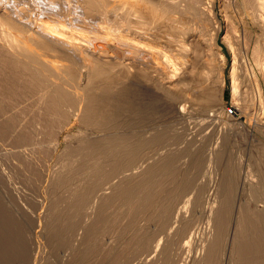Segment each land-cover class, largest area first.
<instances>
[{
    "label": "rangeland",
    "instance_id": "rangeland-1",
    "mask_svg": "<svg viewBox=\"0 0 264 264\" xmlns=\"http://www.w3.org/2000/svg\"><path fill=\"white\" fill-rule=\"evenodd\" d=\"M0 1H1L0 4L4 3L3 0ZM13 1L15 3L17 2L15 0ZM30 1L31 0H29V2L28 0L27 2L26 0L24 1L18 0L19 2L18 5L17 3L16 4L12 2L11 3L13 4V6L16 5V7L17 6L19 7L20 5L21 8L24 9L22 10L19 7L21 13L18 17L17 16L16 17L19 18L20 21L22 17L23 18L25 17L26 20L25 18L24 19L22 18L23 21L21 22L25 21L24 23H29L28 26L32 27V29L33 28L36 29L37 27L36 25L39 26L42 24L43 21L41 20H44L45 23L43 22V24H47V25L55 24L56 22H54L53 19L54 18L53 16L55 14L52 13H57L61 9L62 5L63 6L61 9V18L63 20L65 18L64 21H66L68 18L69 19L68 21L71 22L73 20L72 18L74 17L73 11L72 13H70L72 9L71 6H73V4L74 6H77L76 4L79 5L80 0L79 1L75 0L76 4L73 3L74 0L72 1V3L71 0H69L70 1L69 4H68V0L66 1L55 0V2L54 0L51 1L32 0L31 4L34 5L33 7L34 9L31 8L32 5H30ZM20 2L24 4H21ZM48 2L50 4H48ZM5 3H7L6 0ZM46 3L49 6L53 5L54 7L46 6L45 8L44 6L47 5ZM43 4L44 6H42ZM67 4L69 5V7L67 6ZM202 4L203 7L212 8L214 18L217 22V25H219V31L216 37V42L218 43L219 45L218 47L220 48V50L224 53L225 59L224 58L222 59L218 55L217 48H214V46L213 48H209L210 46L209 44L211 43L212 40L209 34L207 36L211 40L209 38L205 40L206 42L208 40L209 43L207 42V44H204V49L206 53L203 52L202 53L203 56L201 55L200 59L201 61L204 62V59H206V57L207 58L209 57L208 60L211 59L213 62L217 63L216 65H219L218 62L221 63L219 66L223 67V74L225 78L224 90H223L224 98L222 99V101L217 98V100L219 101L217 100L214 101L212 108L208 110H204L202 109L201 105L195 104L198 102L199 95L203 89L201 88L202 87L201 84L200 86L197 85L195 89H192L190 91V92L193 91L192 92L193 94H195V92L198 93V95L195 94L196 96L193 95L194 99L190 102L186 101L185 99L183 100L184 103L182 104L178 103V105L176 104L175 106L173 105L172 107L168 108L167 102H163L162 100L161 102H159L160 105H156L155 102H152L151 104L150 101L144 99L143 101L145 102L137 101L133 110L124 113L125 115L123 114L121 119L123 121L126 120V122H124L121 125H123V127L126 126L124 128H127L128 126V128L125 130L121 126L120 127L121 133H126V132L128 133V131L130 130L129 132H133V133L140 132L141 134L140 136H143L144 138H148L147 136L150 137L152 133L165 130L163 132L164 134L162 138L159 140L158 143L149 146L147 145L143 148L142 153L139 155L140 158L138 157L136 161V168L125 172V174L128 172L127 174L129 176L133 175L132 178H135V180H132L133 182L129 181L130 183L129 182L126 183L128 188L131 187L130 189L132 188L135 189L134 188L135 186L138 187L136 188L137 191H139L140 189H141L140 192L143 189H144L143 191H145V189L147 190L149 188L148 185L146 184H144V186L143 184L140 185L139 179L142 170L145 167H147L149 164L155 163L157 160H159V158L161 159L171 155L174 157L178 156L174 164L171 166L174 168L170 167V169L172 170L169 169V173H172V175L174 176V178L177 179V181L174 178L172 179V177L170 176L164 175L165 177L164 176L162 177L161 175H159L156 176V178L154 177V180L151 179L148 182L149 185L152 182L155 183L154 185H150L151 186L150 188L151 189L154 188L152 189L153 191L155 190L154 191L155 193L150 197L160 199V201L157 202V205L155 207L156 209L153 208L152 206V208L150 207L149 209L146 208L143 211L139 212L138 215L133 216L132 212L130 211L129 204L126 203L127 200L123 197H120L121 199L114 197L115 198L114 201H112V203H109L108 204L109 206L105 207L106 209L104 208L106 210L105 213L101 215L100 218H98L97 214L99 213L98 210L100 211L101 207L99 206L102 205V202L98 198H97L98 200L95 199L94 197L95 195H93L92 200L90 202L91 206L88 205L89 204L88 202L86 204L87 206L85 205L86 207L80 209L79 212L77 213L72 212L69 209L70 205H72V202L74 201L73 198L71 197L73 192L72 190H75V188L78 187L76 185V182L78 181L75 180H78L79 175L84 174L82 172V166H84L85 164H83V162L81 161L82 159L80 158V160L78 159L73 164L71 163V165H69L70 167H65L64 170H62L63 164L61 165V162L64 163L70 160L71 158L70 153L72 151V147L75 144H78L84 138H86L87 135L88 138L90 137L92 138L94 135H95L94 137L100 136V134L102 135L105 132L96 128L94 129V127L92 128V126L85 127V125L82 124L81 121L79 120L80 118H78V116L80 117V114L75 115V117L72 118H71L72 115H70V117L69 116L63 117L61 120L59 119L60 121H57L55 123V126L54 123L51 124L52 127L50 128L42 127L43 123L41 125V122H39L40 120H38V118L40 117L39 114H42L41 113L42 109H44L43 108L44 102L43 101H42L43 103L37 102L39 97L36 96L39 95L37 94V92L40 94L42 93L39 91H32L31 92L32 94L28 95L29 97L26 95L28 98L25 96L26 98L24 99L26 100L28 106L26 105V103L22 102V101L25 102L23 97H21V99L20 97L18 98L19 99L18 103H17L18 99H16L15 103H12V105L14 106L16 105V107L19 109V110L13 109V111L15 112V113L13 112V114H19V115L24 114L25 118H23L24 117L23 115V117L21 116L23 119H20V117L17 115L18 117L16 118V122L14 124L15 126L12 129L14 132L11 129H10L11 132L9 130L4 132L6 134L0 132V187H1L0 201H2V203L0 202V208L3 206V204H5L3 207L6 206V208L3 209L1 208L2 210L0 209V213H1L0 221L2 222V224H0V231L3 233L5 232V237L4 234L3 233L1 234L0 232L1 236H3V238L0 237V240L2 238L1 242L5 241L4 242L5 244L0 242L1 264L3 263L4 264H80V263L81 264H118V262L119 264H144V263L146 264V262L147 264H153V262L154 264H171V263L195 264V262H193L194 260L193 257L196 254H198L200 257L203 256V254L206 251L205 248L206 244L209 243L210 239L217 232L216 225L213 221L215 218L216 209L221 207V205L226 204V203L221 204V199L224 198V196H226V194H223V192L225 193L228 192V195L229 194L232 195V196L230 195V197H232L231 198L232 202H230L229 204L232 206L230 208L231 209L230 213L228 212L229 219L226 224L227 227L226 230L229 231L228 233L229 238L227 237V240L222 243V245L224 244L222 246L223 254H221L222 256L220 257L219 264H237L236 262L230 259V253H231L230 251L232 247V237L234 235L233 232L235 228V222L239 212L238 208H240V206L242 207L243 205L241 204H243L245 201H247V203L245 202L244 206L247 207L249 206L253 208L256 207V205L257 207H262V206L264 207V61H263L264 60L263 58L264 26L259 23L257 24L255 20L247 14L246 10L242 8L244 4L243 0H202ZM24 5L27 7L28 11L26 10V7ZM39 5H41L40 7L42 8H40ZM65 7H68V9L66 8V11L64 12ZM53 8L55 11H53ZM35 9L38 10H36L35 12ZM56 9L58 11H56ZM44 10H46L45 12L48 13L47 15L46 13H43ZM68 10H70V12ZM47 11H50L51 13ZM28 12L30 13L28 14ZM39 12L40 13L42 12L43 16L42 13L41 15H39ZM28 15H32V16L28 17ZM37 16L39 17L41 16L42 19L41 17L40 19L39 17L37 18ZM66 16L68 17L66 18ZM30 19L32 20L35 19V20L32 21ZM51 20L54 23H51ZM35 21L36 23L39 24H36ZM47 21L49 22L46 23ZM68 21H66V24L68 23L67 25H69L70 23ZM72 23L73 22H71L70 24L73 26ZM67 25L65 26V28H67ZM71 25H69L70 27L68 26L67 28L68 31L69 30L72 31L73 27ZM16 33L18 34L17 31ZM78 40L82 41L81 39ZM256 46L257 47L259 46V48L262 47L261 52L262 51L263 52L259 56L260 60L258 59L257 54H255L254 56L253 51L256 49ZM235 51L237 52V55H234ZM238 51L240 52L239 53L240 55H238ZM215 52L217 54H215ZM207 53H209L210 55ZM204 55H206V57H204ZM234 56L238 57L239 59L238 58L235 59ZM0 62L2 63V61ZM203 62L200 61L198 62L199 66L198 65L196 66L198 68L200 67L199 69L197 68L198 72L201 71V68L206 69V70L202 69V71L204 70L209 71L202 64ZM259 62L262 63L260 64ZM234 63L237 64L235 65ZM0 66L2 68L3 64H1ZM234 66H236L237 68ZM217 70L218 69H215L212 70V72H210L212 73L211 74L212 84L216 86H218V83L216 82V80L218 79L217 77L218 74L216 73L219 72ZM202 71L200 73L203 76ZM214 72L217 76L213 75ZM233 77H236L238 79L236 78L234 79ZM7 91H8L7 89L4 91L3 89L2 91L0 90V96H1L0 99H2L3 97V99L4 100L7 99L8 102V96L4 98L7 94ZM4 92H5V96L2 95L4 94ZM33 93L35 94L34 96ZM31 95L33 96V98H30ZM29 98L33 100L36 99L35 103L36 102L38 103V104L36 103V106L38 105L37 106L38 108L35 107V103H33L34 101L32 102V100H29ZM21 103L26 106L21 107L22 106ZM31 103L32 106L34 105L33 107H31ZM39 104L42 109L39 108ZM14 106L12 108H16ZM24 107L26 110L24 109L22 111L20 108L23 109ZM17 111L20 112L18 113ZM37 112L40 113L38 114ZM37 114L39 116H37ZM10 115H12V113ZM69 118L71 119V121L69 120ZM18 120L20 122L22 121L21 123L23 125L21 123H18L19 122ZM0 123L2 124V120H0ZM16 124H19L21 127ZM122 128L124 132L122 131ZM36 129L38 130V132ZM113 129L115 130V132L117 130L120 131V129H117V127H115V128H111L112 132H114ZM24 134L29 135L27 144L25 142L23 143L17 140L18 137H20V135L22 136ZM218 150L222 152L221 153L222 159L217 160V157L214 156L215 153L212 154L211 152H216ZM23 151L24 153L22 155H24V159L21 156H19L20 157L19 158L14 155V153H18L20 155L21 154L20 152ZM210 155L213 157L212 161L210 160L211 157ZM196 158L197 160L201 159V163L199 164L198 168H196V166H194V163L191 162L194 161V159ZM41 159L43 160L42 162H44L45 164L40 161ZM177 161L178 163H176ZM36 162L38 164L40 163L42 164V165L40 164L39 167L41 170L35 168ZM227 166L230 167V171L233 174V177L231 181L226 182L228 184L225 183L226 185H224L223 183L225 181V177L223 176V173ZM59 168H61V171L63 172L65 171L64 174L69 173L70 169L72 171L73 169H76L78 171V174L76 176L77 178L74 177L73 175L72 176L73 181L71 180V182L68 183H62V182L58 183L55 180L54 172H56V170H59ZM65 169H67L68 171H66ZM28 170H30L31 172ZM176 171H178V173ZM175 173L178 174V178ZM116 180L118 181L119 179ZM140 186H142L143 188ZM224 187H226L228 190L225 189L224 191ZM101 191L102 190H100V193ZM103 191L112 194L114 192V188H112L111 184L109 185L106 184L105 188H103ZM190 197L191 198L193 197L192 199H195L196 203L192 201L191 203L188 204L186 200H188L187 198ZM162 200L163 201L165 200L164 202L166 204L167 203L174 204L173 205L174 208H172L174 209V211L168 224V226H170V229H168L169 228L168 226L167 227L160 226L158 224V221L156 220L157 219L156 212ZM185 207L186 208L189 207V208L186 209ZM177 210L181 212V213L179 212L180 217L176 216ZM174 213L176 214L174 215ZM7 214L11 216L5 217L6 220H3L4 215ZM70 216L74 219H72L73 220L72 226L68 229L64 221L66 220V218L70 219ZM75 216H77V218ZM12 217H14V219ZM15 217L16 218L18 217L19 220L15 219ZM174 217L175 218L179 217L180 219L177 218V220H175ZM209 217L212 220H210ZM62 218L64 219V221ZM12 219L14 220V222L16 220L18 222L16 221L14 223ZM8 220L11 223L7 222ZM3 221H6V223ZM22 221L24 224L22 223ZM52 221L57 223L64 222L61 228L65 226L66 227L65 229L63 227V233L66 232L67 234L64 233L63 235L64 238L70 237L71 239L68 238L69 239L68 241L70 242H68L66 238L65 239L61 238L60 240L58 238L55 239L53 237H52L53 239L50 238L51 235L48 231L50 230V223H52ZM91 222L95 224L98 223V226L100 225L101 227L100 228L101 231L99 232H98L99 229L97 230V232L95 229L96 238L93 237L92 240L91 238L88 239L86 237L87 228L85 226L91 224ZM185 222H187V226L189 228L187 227L186 232L182 233V237L180 234H175L176 229H179L182 223ZM17 224L18 226H16ZM1 226H3V228H1ZM19 227L21 228V230ZM171 227H173L172 228L173 230L171 229ZM2 229H4L5 231ZM13 229L14 231L12 232ZM9 230H11V232H9ZM140 231L143 234L142 233L139 234L138 232ZM163 231L167 233H164ZM168 231L169 232L172 231V234L169 237L168 235H166L168 234ZM143 235H146L147 237L149 236L150 239L152 238L150 242L151 243L153 242L152 243L153 246L151 248L141 250V247H138L139 246L138 243L140 241L139 239ZM185 235L187 237H185ZM190 235L193 236L192 243H190V246L186 247L187 250L180 249V245L183 246L184 245L183 242H185L188 239V236L190 237ZM84 237L87 239H85ZM5 238L8 241H6ZM158 239H161V242L163 241L165 243L168 239L169 242L172 239L173 241L171 242L173 243L170 242L169 246H172L175 243L174 241L177 242L178 240L179 243L178 242L175 243V245L172 247L168 246L169 248L167 251V255H170L169 259H167L166 254L162 255L163 254L162 247L164 243H162V245L158 247V250L155 248V244ZM89 240H91L92 243ZM93 240H96L95 245L93 243L94 242ZM63 241H67L68 243ZM87 242L89 247L92 245L93 247L91 249L92 251L91 250H90L91 252L86 251L87 252L86 254L84 250L88 248ZM54 244H58V246L57 245L54 246ZM19 245H21V247H19ZM24 245H26L25 246L26 250L24 249ZM95 246H97V248ZM9 248L10 251L8 253ZM4 249L6 250L4 251ZM169 249H172L171 252ZM11 250H13L15 253L12 252ZM173 250H174V254L177 253L176 255L172 253ZM182 250H184V252ZM79 252L81 253L80 255H83V257L78 255ZM111 252L112 253L114 252L113 253L114 256ZM4 254L6 255V257ZM107 255L109 256L107 257ZM111 257L113 258L111 259L112 261L110 260ZM148 257L149 259L147 260ZM164 257L165 259H167L166 263L165 260L163 259ZM162 259L164 261H162ZM84 260L86 261L84 262Z\"/></svg>",
    "mask_w": 264,
    "mask_h": 264
},
{
    "label": "bare ground",
    "instance_id": "bare-ground-1",
    "mask_svg": "<svg viewBox=\"0 0 264 264\" xmlns=\"http://www.w3.org/2000/svg\"><path fill=\"white\" fill-rule=\"evenodd\" d=\"M3 1L5 3V0ZM6 1L7 3L5 4L3 3L4 5L0 4V47H1L0 48L1 50L0 51V61H2V63L1 62L0 63L3 64L2 68L0 66V88H1L0 90L1 91L2 89L3 91L6 89L8 90L7 91L8 95L6 94L5 96V92L4 94H2L5 96L4 98L8 96V102H7V99L4 100L3 97H2L3 100L0 99V120H2V124L0 123L1 124L0 132L3 134H6L4 132H6L7 130L10 131V129L12 130L15 126L14 124L18 116L20 117V119L25 118L24 114H23L24 117L23 115L13 114L14 112L13 109L19 110L16 107V105L15 106L12 105V103H15L16 99H18L19 97L20 99L21 97H23L24 99L28 95L32 94L31 93L32 91L42 92L41 94L37 92V94L39 95H36L37 97L39 96L37 100L38 103L42 101L44 102V103L42 102L44 105L43 107L44 109H42L39 104V108H41L43 111V112L41 111L42 114H39L40 112L39 113L37 112L40 115V117L38 118V120H40L39 122H41V125L43 123L42 127L50 128L52 127L51 124L54 123V126H55V123L57 121H60L63 117H66V116L70 117V115H72L71 116L72 118V117H75V115L80 114V117L78 116V118H80L79 120L81 121L82 124L85 125V127L92 126V128L94 127V129L96 128V129H99L105 132L102 135L100 134V136L94 137L95 136L94 135L93 136L94 138L93 137L91 138L90 135H89L90 138H88L87 137L88 135H87L86 138H84L79 143H78L79 141L78 140L77 141L78 144H75L73 147L71 145L72 151L70 153L71 154L70 160L64 163L61 162V165L63 164L62 170H64L65 167H70L69 165H71V163L73 164L78 159L80 160V158L82 159L81 161L83 162V164H85L84 166H82V172L84 174L79 175L78 180H75V181H78L76 182V185L79 188L76 186L77 188H75V190H72L73 191L72 196L71 195L70 196L73 198L74 201L73 202L71 201L72 205H70L69 209L72 212H76V213L79 212L80 209H83L87 206L86 204L88 202H89L88 205H90L93 195H95L94 196L95 199L98 198L102 202V205L99 206L101 208H100V211L98 210L99 212L97 214L98 216L96 215L98 218H100V216L105 213L106 211L105 207L109 206L108 204L114 201L115 199L114 197L125 198L127 200L126 203L129 204V208L133 216L138 215L139 212L143 211L146 208L149 209V207L152 208V206L153 208H155L157 205V202L160 201V199L150 197L151 195L155 193L154 192L155 190L154 191L152 190L154 188L151 189L150 185H154L155 183L152 182L149 185L148 182L151 179L154 180V177L156 178V176H159V175H161L162 177L164 175L170 176L173 179L174 176L172 175V173H169V169L174 164L178 156L174 157L171 155V156H166L161 159L159 158V160H157L156 162L154 161L155 163L149 164L147 167H145L142 170L140 174V179H139L140 185L141 184H143V186L144 184L148 185L149 188L147 190L145 189V191H143L144 190L143 189L140 192L141 190L140 189L139 191H137L136 188L138 187H135L134 185L132 186H134L135 189L133 188L130 189L131 187L128 188L126 183H128L129 181L135 180V178H132L133 175L129 176L127 174L128 172L125 174V172L136 168V161L139 155L142 153L143 148L147 145L149 146V145H154L158 143L159 140L162 138L164 134L163 132L165 130L152 133L150 137L147 136L148 138H144L143 136H140L141 135L140 132H137V133L129 132L130 130L128 131V133L127 132L121 133L120 127L121 126L123 127V125L121 124L126 122V120L123 121L121 119L124 113H127L128 111L133 110L137 101L145 102L143 101L144 99L150 101L151 104L152 102H155L156 105H160L159 102H161L162 100L163 102H167L168 108L172 107L173 105L175 106L176 104L178 105V103L179 104L184 103L183 100L185 99L186 101L190 102L194 99L193 95L195 94L198 95L197 92L193 94L192 93L193 91L192 92L190 91L192 89H195L197 85L200 86L201 84H202L201 88L203 89L199 95V100L197 99L198 102L195 104H199L202 106V109L208 110L212 108L213 102L216 101L217 98L222 101V99L224 98L223 90H224L225 78L223 74V67L219 66L221 63L218 62L219 65H216L217 63L213 62L211 59L208 60L209 57L207 58L206 55H204V57H206V59H204V62L201 61L200 59V56L202 55V53L203 52L206 53L204 49V44H207L208 42V40L207 42L205 41L206 39L209 38L207 36L208 34L212 38V40L209 38L211 40V43L209 45L212 46V47L209 46V48H213L214 46V48H217L218 55L222 59L225 57L224 53L220 50V48L218 47L219 45L216 42V37L219 31V25H217V22L214 18L212 8L203 7L202 0H80V1L78 0L79 5L76 4L75 0H74L75 2L71 0V3L73 1V3H75L77 6H74L73 4V6H71L72 8L71 12L70 10H68L70 13H72L73 11V14H74V17L72 16L73 20L71 21L73 22L72 23L73 26L70 24L71 22L68 21L69 20L67 18L68 16H66L67 18L66 21L70 22L69 25H71L74 29V30L72 29V31L70 30L68 31L67 29L69 26L67 25L68 23L66 24V21H64L65 18L64 20L61 18V9L63 6L62 5L63 1L61 2V5H62L61 9L59 10L57 8L60 12L56 9V11L58 12L52 13V14H55L54 16L51 14L54 18L50 17V18H53L54 22L56 23L47 25V24H43L44 20H41L43 21L42 24L39 26L36 25L37 26L36 29L34 28L32 29V27L28 26L29 23H24L25 21L21 22L23 21L25 17L24 18L22 17L23 19L21 18V21L19 20V18H17L21 13L19 9V7L21 8V6L19 5V7L18 6L16 7V5L13 6L12 3L14 4L17 3L18 5L19 3L18 0H15L17 1L16 3L13 0L12 1L6 0ZM19 1H24V0H19ZM31 2L32 0L30 1V5H32ZM243 2L244 4L242 8L246 10L247 14L251 16L257 24L259 23L264 26V0H243ZM20 3L24 4L22 2ZM69 3L70 1L68 0V4ZM48 4L50 3L48 2ZM48 4L45 6L43 4L42 6L46 8V6H49ZM68 4L67 6L69 7ZM40 6L41 5H39V7ZM51 6L53 5H50L49 7ZM33 7L34 5H32L31 8ZM68 7H65L64 12L66 11V8L68 9ZM26 10H27V7H26ZM36 10L38 9H35V12ZM45 11L46 10L42 12L46 13ZM50 11H47V12H50ZM53 11H55L54 8H53ZM29 13L30 12H28V14ZM41 13L39 12V15H41ZM43 13H42V16H43ZM47 14L48 13H46V15ZM69 15H72V14H69ZM29 16H32V15H28V17ZM38 17L39 16H37V18ZM49 21H47L46 23H48ZM54 22L51 20V23H54ZM36 24H39V23H36ZM65 24L67 25V28H65L66 26ZM16 31L18 32V34L16 33ZM78 39H81L82 41H79ZM80 42H83V43H80ZM261 49L262 47L259 48V46L258 47L256 46V49L253 51L254 56L255 54L258 55V59L261 53L263 52V51L261 52ZM217 53L215 52V54ZM239 53L240 52L238 51V55H240ZM234 55H237L236 51ZM234 58L236 59L238 57L234 56ZM199 61L203 62L202 64L209 70V71H205L206 70L205 68H201V71L202 69H205L204 71H202L203 76L200 73L201 71L198 72L197 70L198 67H196L199 64L198 63ZM262 62H259V63L261 64ZM234 64L236 65L237 63H234ZM215 69H218L217 71H219L218 73H216L218 74V76L215 74V72L217 71H215L213 74L214 76L216 75L218 77V79L216 80V82L218 83V86L213 85L212 79H211L212 73L210 72H212V70H215ZM236 77H233V78L235 79ZM35 94L33 93V96ZM31 96L30 98H33V96L32 97ZM30 98L29 100H32V102L34 101L33 103H35L36 99L33 100ZM18 102H19V99L17 103ZM22 102L26 103L27 105L26 100L25 102L24 101ZM36 103H35V107L38 108L37 107L38 105L36 106ZM21 105H22L21 107L26 106L22 103ZM13 106L16 108H12ZM33 106L31 103V107ZM20 109L23 111L25 107L23 109L22 108ZM20 111H17V112L19 113ZM11 113L12 115H10ZM38 114L37 116H39ZM69 120L71 121L70 118ZM21 122L19 121L18 123H21ZM16 125H19V124H16ZM115 127H117V129H120V131L117 130L115 132V130L113 129L114 132H112L111 128H115ZM123 128H122V131H123ZM127 128H124V130ZM20 132H21V129H20ZM28 138H29V135L24 134L22 136L20 135V137H18L17 140L19 142L21 141L27 144ZM20 153H21L20 155L18 153H14V155L17 157L21 156L24 159V155H22L24 151ZM211 153L212 154L215 153L214 156L217 157V160L222 159L221 151L218 150L216 152H211ZM212 156L210 157L211 161L213 158ZM40 158H43V157H40ZM40 161L42 162L43 160L41 159ZM191 162H193L194 166L198 168L199 164L201 163V159L197 160L196 158L194 159V161H191ZM176 163H178V161ZM40 164L36 162L35 168L40 169L39 168ZM171 168H174V167H171ZM67 169L65 170L68 171L69 169L68 170ZM64 172L61 171V168H59V170H56V172H54L55 180L58 183L59 182H62V183L71 182L72 176L74 175V177H76L78 174V171L76 169H73V171L70 169L69 173H66V174H64ZM176 172L178 173V171ZM177 173L175 174L177 175V178H178ZM223 176L225 177V181L223 183L224 185L228 184L226 182H229L232 180L233 174L230 171V167L227 166L225 168ZM116 179H119V180L117 181ZM174 179L177 181L176 178ZM106 184L107 185L111 184L112 188H114V192L112 194H109L103 191V188H105ZM138 185H139V182H138ZM225 189L228 190L226 187H224V191ZM100 190H102L101 193H100ZM0 192H1V187H0ZM223 194H226V196H224V198L221 199V204L222 203H226V204L221 205V207L217 209L214 208L216 209V211H215V218L213 222L216 225L217 232L210 239L209 243L206 244V247H205L206 251L203 254V256L200 257L198 254H196L193 257L194 260L192 258L195 264H219L220 263V257L222 256L221 254H223L222 246L224 245V244L222 245V243L226 241L227 237L229 236L228 235L229 231L226 230L227 228L226 224L229 219L228 212L230 213V210H231L230 208L232 206V205H229L230 202H232V199H231L232 197H230L231 194L228 195V192L227 193L223 192ZM192 198L191 197L187 198L188 200H186V202H188V204L191 203L192 201L195 202L196 200ZM164 201L163 200L161 201V204L158 207V210L156 212L157 215L156 214L155 215L157 216L156 220L158 221V224L162 227H167L172 217L173 211H174V209H172L174 208L173 206L174 204H168V203L166 204ZM0 202L2 203V201ZM245 202L247 203V201ZM244 203L241 204L243 205L242 207L240 206V208H238L239 212H238L236 222H235V228L233 232L234 235L232 237V247L230 251L231 252L230 259L236 262L237 264H264V207L263 206L257 207L256 205V207L251 208L249 206L248 207L244 206ZM4 205L5 204H3V206ZM3 206L1 207L2 209L6 208V206L5 207ZM188 208L189 207H187L186 209ZM212 210H213V207H212ZM177 211H176L177 214L174 213V215L176 214V216H179L180 211L178 212ZM10 216L11 215L9 214L4 215V219L3 218L2 219L6 220L5 217H10ZM73 217H74V214H73ZM75 217L77 218V216ZM12 218L14 219V217ZM177 218H175V220H177ZM15 219L19 220L18 217L17 218L15 217ZM72 219L74 218H72L71 216H70V219L66 218L65 221L63 219L68 229L73 224ZM210 220L212 219L210 218ZM3 222L6 223V221H3ZM7 222H9V220ZM64 222L57 223V222L52 221V223H50V230L48 231L51 235L50 238L52 237L54 239L58 238L59 240L61 238L62 239L64 238L63 234L66 232L63 233V227L64 229L66 227L63 226L61 228ZM95 223L91 222V224L85 225L87 228L86 237L88 239L91 238L92 240L93 237L96 236V232L98 229H99L98 232L101 231L100 225L98 226V223L97 224ZM0 224H2L1 221H0ZM3 226H1V228H3ZM16 226H18V224ZM168 227H169L168 229H170V226ZM173 227H171V229ZM187 227H188L187 222L182 223L181 227L179 229H176L175 234H180L182 237V233L186 232ZM95 229H96V232H95ZM7 230H8V227H7ZM13 231L14 229L12 230V232ZM9 232H11V230H9ZM163 232L167 233L165 231ZM2 233L3 232H1V234ZM138 233L140 234L142 232L140 231ZM1 234H0V237L3 238ZM3 234L5 237V232ZM171 234H172V231L171 232L168 231V234L166 235H168L169 237L171 236ZM18 235H21V234H18ZM192 235H190V237L188 236V239L186 238L187 240L185 239L186 241L183 242L184 244L183 246L180 245V249L187 250L186 247H189L190 243H192V239H193ZM100 237H101V234H100ZM185 237L187 236L185 235ZM68 238L71 239L70 237ZM68 238H66L67 241L69 240ZM149 239H150L149 236L147 237L146 235H143L139 239L140 241L138 243L139 244L138 247H141V250L151 248L153 246L152 245L153 242L152 243L150 242L152 238L150 240ZM161 239L157 240L155 244V248L158 250V247L162 245V243H164L162 247L163 249L162 255L166 254L167 259H169L170 255H167L168 248L174 246L175 243L178 242L177 240L178 238L176 239L177 242L174 241L175 243L172 246H169L170 242L173 241L172 239L170 242L168 239L166 243L163 241L161 242ZM91 240L89 241L91 242ZM96 240H93L94 245H95ZM27 241H28V238H27ZM67 241H63V242H66V243L70 242V241L68 242ZM4 242L2 241L1 243H4ZM23 243H26V242H23ZM55 245L58 246V244H54V246ZM176 245H179V244H176ZM25 246L26 245H24V249L26 250ZM87 246H88V242H87ZM19 247H21V245H19ZM92 247L93 245L90 247L88 246L89 249L88 248H87L88 250L85 249L84 250L85 253L87 254V252L90 251ZM95 247L97 248V246ZM5 250L6 249H4V251ZM169 250L171 252L172 249H169ZM9 251H10V248L8 250V253ZM11 251L14 252L13 250ZM182 251L184 252V250ZM80 252L78 253V255L83 257V255H80L81 254ZM172 253L174 254V250ZM82 254H83V251H82ZM108 256L109 255H107V257ZM112 257L110 258V260L113 259ZM165 257L163 259L165 260V263H166L167 259H165ZM148 259L149 257L147 258V260ZM163 259L162 261H164ZM85 261L86 260H84V262Z\"/></svg>",
    "mask_w": 264,
    "mask_h": 264
}]
</instances>
